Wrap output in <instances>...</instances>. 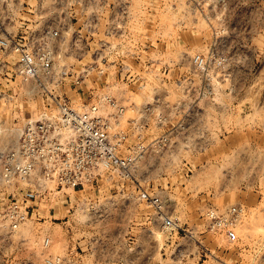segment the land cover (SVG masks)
<instances>
[{"label": "rangeland", "instance_id": "obj_1", "mask_svg": "<svg viewBox=\"0 0 264 264\" xmlns=\"http://www.w3.org/2000/svg\"><path fill=\"white\" fill-rule=\"evenodd\" d=\"M56 1L40 2L45 17ZM56 8L71 18L65 31L77 44L68 61L81 67L98 49L109 61L101 83L93 71L86 88L108 83L127 106L125 121L159 97L147 141L178 124L190 140L150 148L124 188L39 202L18 231L0 230V264H264V0H59ZM24 93L0 79V150L38 115L42 99ZM140 189L158 192L179 227L165 228ZM11 191L0 178V206ZM232 205L244 208L235 245L205 216Z\"/></svg>", "mask_w": 264, "mask_h": 264}, {"label": "built area", "instance_id": "obj_2", "mask_svg": "<svg viewBox=\"0 0 264 264\" xmlns=\"http://www.w3.org/2000/svg\"><path fill=\"white\" fill-rule=\"evenodd\" d=\"M14 1L5 0L6 8L0 7V79L17 83L26 96L36 95L42 103L18 139L0 150V178L12 188L13 197L0 206V230L11 232L27 223L39 202L59 194L68 199L72 192L87 188H124L138 180V169L150 148L190 140L178 124L147 141L145 131L159 108V97L137 108L138 116L125 121L127 106L112 94L108 83L101 89L86 88L87 81L95 79L93 71L101 83L106 72L100 63L108 69L109 61L99 55L103 51L99 49L96 58L81 67L68 61L77 57V44L70 37L72 27L65 31L71 18L57 12L59 0L49 18L43 13L42 0ZM193 61L196 67L205 68V57L197 55ZM67 87L76 92L77 102L63 91ZM139 192L165 228L179 227V219L158 192ZM243 212L241 205L210 208L205 214L208 228L235 245L240 241L238 225ZM49 243L47 237L45 245Z\"/></svg>", "mask_w": 264, "mask_h": 264}, {"label": "bare ground", "instance_id": "obj_3", "mask_svg": "<svg viewBox=\"0 0 264 264\" xmlns=\"http://www.w3.org/2000/svg\"><path fill=\"white\" fill-rule=\"evenodd\" d=\"M78 193H81V192L78 191Z\"/></svg>", "mask_w": 264, "mask_h": 264}]
</instances>
